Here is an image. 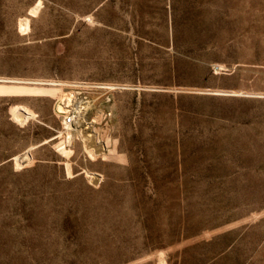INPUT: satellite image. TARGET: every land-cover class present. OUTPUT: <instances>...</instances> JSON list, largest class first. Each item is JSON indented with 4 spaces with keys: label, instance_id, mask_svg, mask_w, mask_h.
Instances as JSON below:
<instances>
[{
    "label": "rangeland",
    "instance_id": "374dc122",
    "mask_svg": "<svg viewBox=\"0 0 264 264\" xmlns=\"http://www.w3.org/2000/svg\"><path fill=\"white\" fill-rule=\"evenodd\" d=\"M0 264H264V0H0Z\"/></svg>",
    "mask_w": 264,
    "mask_h": 264
},
{
    "label": "built area",
    "instance_id": "2783aa9c",
    "mask_svg": "<svg viewBox=\"0 0 264 264\" xmlns=\"http://www.w3.org/2000/svg\"><path fill=\"white\" fill-rule=\"evenodd\" d=\"M58 114L61 116V125L64 129L71 128L80 119V110L77 108L68 107L62 111L58 110Z\"/></svg>",
    "mask_w": 264,
    "mask_h": 264
},
{
    "label": "bare ground",
    "instance_id": "6f19581e",
    "mask_svg": "<svg viewBox=\"0 0 264 264\" xmlns=\"http://www.w3.org/2000/svg\"><path fill=\"white\" fill-rule=\"evenodd\" d=\"M73 106H76L77 107V110L79 109L80 110V115L79 116H82L84 113V108H85V106L83 107V106H81V102H77L76 103V101H74L73 103H71V104H64L63 105V109L62 110H65L66 108H68V107H73ZM89 154L90 155H92V153L91 152H89Z\"/></svg>",
    "mask_w": 264,
    "mask_h": 264
}]
</instances>
